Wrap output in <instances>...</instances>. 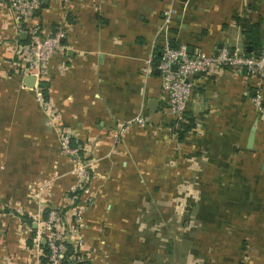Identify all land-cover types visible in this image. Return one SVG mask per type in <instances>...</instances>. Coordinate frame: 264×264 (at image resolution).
Instances as JSON below:
<instances>
[{
  "label": "crops",
  "instance_id": "0c3cea01",
  "mask_svg": "<svg viewBox=\"0 0 264 264\" xmlns=\"http://www.w3.org/2000/svg\"><path fill=\"white\" fill-rule=\"evenodd\" d=\"M9 4L0 0L2 63L23 67L15 47L4 55L1 42L10 35L19 43L28 39L19 33ZM237 16L262 20L264 40V0H43L31 20L46 36L65 29L66 50L51 58L42 77L49 86L44 93L77 138L96 141L99 160L90 184L109 199L105 214L115 220V203H141L138 193L148 194L155 184L164 192L188 190L195 207L189 235L195 264L199 255L202 264H264V114L254 103L260 82L228 66L196 75L187 107L193 120L180 139L170 124L158 61L167 40L187 45L191 53L246 47ZM26 77L24 84L36 87L37 77L34 86ZM27 93L29 104L4 108L21 130L10 139L24 142V151L46 148L45 157L46 145L54 143L46 129L53 127L33 91ZM151 99L158 101L154 109ZM119 129L123 138L116 146L112 136Z\"/></svg>",
  "mask_w": 264,
  "mask_h": 264
},
{
  "label": "rangeland",
  "instance_id": "374dc122",
  "mask_svg": "<svg viewBox=\"0 0 264 264\" xmlns=\"http://www.w3.org/2000/svg\"><path fill=\"white\" fill-rule=\"evenodd\" d=\"M39 13L40 9L35 15ZM27 25H22L23 30ZM38 25L43 34L42 25ZM1 42L8 51L4 55H9L12 46L18 53V36L4 37ZM2 57L0 51V264H58L44 251V245L50 249L46 236L58 248L73 245L68 264H195L191 261L189 239L190 222L195 215L194 203L188 199L190 192H164L155 184L148 194L138 193L139 197L144 196L141 203H115L119 216L111 219L105 214L109 199L102 198L98 187L90 184L91 169L99 160L96 141L87 139L81 148L71 147L72 136L79 145L78 132L65 123L62 112L52 104L49 94L45 95L49 86L44 75H36V87H27L22 80L27 75L22 66L12 60L3 64ZM20 63L24 65L25 61ZM29 89L44 121L53 127L46 129L53 133L54 143L46 145L45 157L46 148L24 151V142L10 139L20 129L4 108L29 104ZM123 131L119 129L112 136L116 146ZM30 134L39 135L34 131ZM27 147L35 148L36 144L28 143ZM38 156H42L40 160ZM53 213L56 219L51 222ZM28 216L33 219L35 232L25 220ZM43 257L49 260L44 263ZM202 258L198 256V264H202Z\"/></svg>",
  "mask_w": 264,
  "mask_h": 264
},
{
  "label": "built area",
  "instance_id": "2783aa9c",
  "mask_svg": "<svg viewBox=\"0 0 264 264\" xmlns=\"http://www.w3.org/2000/svg\"><path fill=\"white\" fill-rule=\"evenodd\" d=\"M9 1L12 17L19 33H26L29 39L27 43L19 44L17 54L22 61H25L22 68L27 75H34L35 77L38 74L44 75L51 58L58 52L66 50L62 43L65 32L60 29L53 35L46 36L39 31L38 22H31L36 11L41 8L43 0ZM169 17H167V20ZM25 23L28 24V28L23 30L22 25ZM237 51L235 49V53L232 54L229 47L223 46L212 53H207L202 49L191 53L187 45L174 46L169 40L166 41L159 57L158 68L164 97L168 103V111L174 117L176 125L181 126L180 123L186 120L187 107L193 94L194 77L215 67L228 66L238 71L246 70L248 73L257 76L260 84L256 90L254 103L259 112L264 114L262 88L264 82V50L258 55L238 54ZM136 119L142 121L140 118ZM50 218L51 222L56 219L55 214L53 213ZM46 237L49 241L51 258L61 264L67 247L61 246L58 248L48 236Z\"/></svg>",
  "mask_w": 264,
  "mask_h": 264
},
{
  "label": "trees",
  "instance_id": "16d2710c",
  "mask_svg": "<svg viewBox=\"0 0 264 264\" xmlns=\"http://www.w3.org/2000/svg\"><path fill=\"white\" fill-rule=\"evenodd\" d=\"M235 18H236L238 23L243 28V33H244L245 38H246L247 46L250 45L252 47V51H245L244 54H246V55H250V54L258 55V54H260V52L262 50H264V40H263V34H262V30H261L262 20H259L257 22H252L250 19H248L246 17L237 16ZM20 41H21V43H27L28 39L27 40L20 39ZM174 46H177V45H174ZM250 75H252V74H250ZM253 76H255V75H253ZM255 77L257 79H259L257 76H255ZM262 88H263V93H264V82L262 84ZM167 111H168V106H167ZM171 117L173 118V121L170 124L173 126L174 131L177 132L180 135V139H182L184 132L186 130H188V128H190V125L192 124V120L193 119L191 117H188L187 112H186V120L184 122L180 123L181 126H178V125L175 124L174 117L172 115H171ZM75 140H76V138L73 137V136L70 138L71 147L74 146V147H78V148L80 147L81 148L82 147L81 145L83 144V141L79 139V141H77V143H79V145H77V144L74 143ZM80 190L81 191H79V193H81L83 189H80ZM25 220L28 221V223L31 225V227L33 228V230L35 232V226L33 224V219L30 216H28V217H25ZM34 234L35 233H33V235ZM43 245L44 244H42V246ZM43 248H44V251H47L48 253H50V250L48 249L47 245L46 246L44 245ZM73 250H74L73 245L68 244V249L65 252V255H64L63 259H62V263L61 264H68L67 262L70 259V257L72 256ZM47 258L48 257H43V262L44 263H46L49 260Z\"/></svg>",
  "mask_w": 264,
  "mask_h": 264
},
{
  "label": "water",
  "instance_id": "95a60500",
  "mask_svg": "<svg viewBox=\"0 0 264 264\" xmlns=\"http://www.w3.org/2000/svg\"><path fill=\"white\" fill-rule=\"evenodd\" d=\"M27 37V34L26 33H23L22 34V38H25ZM189 51L191 52V50L189 49ZM245 51H252V47L250 45L240 49L237 51L238 54H243ZM231 53L234 54L235 53V49H231ZM160 61H158V64H159ZM176 68V66H175ZM36 77L34 75H27L26 77V80H27V85L29 86H34V81H35ZM157 100L156 99H151L150 100V108L154 109L157 105ZM255 134H256V126H254L252 128V131L250 133V136H249V147H252L253 146V143H254V140H255Z\"/></svg>",
  "mask_w": 264,
  "mask_h": 264
}]
</instances>
